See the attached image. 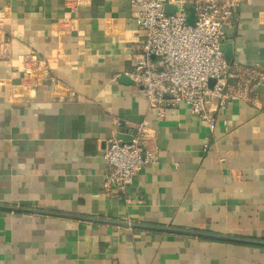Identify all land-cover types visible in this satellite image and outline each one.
Listing matches in <instances>:
<instances>
[{
	"label": "crops",
	"instance_id": "crops-1",
	"mask_svg": "<svg viewBox=\"0 0 264 264\" xmlns=\"http://www.w3.org/2000/svg\"><path fill=\"white\" fill-rule=\"evenodd\" d=\"M134 10L0 0V264H264V82L211 132L184 104L157 117L131 79ZM224 32L228 70L264 74V0ZM141 121L158 159L118 196L105 140Z\"/></svg>",
	"mask_w": 264,
	"mask_h": 264
},
{
	"label": "built area",
	"instance_id": "built-area-1",
	"mask_svg": "<svg viewBox=\"0 0 264 264\" xmlns=\"http://www.w3.org/2000/svg\"><path fill=\"white\" fill-rule=\"evenodd\" d=\"M140 36L133 55L131 79L142 88L149 109L157 117L181 104L213 131L217 113L236 99L248 100L255 87L264 82L259 71L230 72L221 44L240 0H129ZM176 7L164 12V5ZM194 22L186 23L188 8ZM66 19L61 23L65 25ZM27 55L29 64L36 61ZM33 63L30 64L32 66ZM230 79L233 81L230 82ZM210 80L213 83L210 85ZM118 131L125 126L117 122ZM130 141L115 136L105 140L103 157L107 171L103 187L124 196L135 175L158 159L152 131L141 121L124 132ZM206 144L203 145V148Z\"/></svg>",
	"mask_w": 264,
	"mask_h": 264
},
{
	"label": "water",
	"instance_id": "water-1",
	"mask_svg": "<svg viewBox=\"0 0 264 264\" xmlns=\"http://www.w3.org/2000/svg\"><path fill=\"white\" fill-rule=\"evenodd\" d=\"M175 10H176L175 6H172V5H169V4H165L164 5V12H166V13L170 14V13H173ZM193 22H194V9H193V7H189L188 8L187 18H186V23L188 25H192ZM221 49H222V51L224 53V58H225L226 63L227 64H231L233 62L232 40H228V41L222 43L221 44ZM122 80L125 81V82L128 81L127 77H125V76H122ZM212 83H213V80H210L209 84L211 85ZM260 88H264V86L263 85H259L258 89H260ZM124 132H125L124 127H121L120 130L118 131L117 138L129 142L131 137L129 135H125ZM0 207H2V206L0 205ZM2 208H5V206L2 207ZM6 208H10L12 210H19L18 207H6Z\"/></svg>",
	"mask_w": 264,
	"mask_h": 264
}]
</instances>
